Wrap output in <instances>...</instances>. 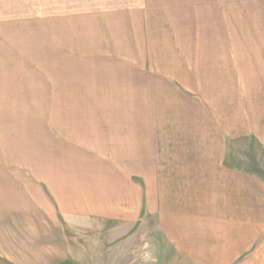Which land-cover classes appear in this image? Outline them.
<instances>
[{
  "label": "rangeland",
  "instance_id": "1",
  "mask_svg": "<svg viewBox=\"0 0 264 264\" xmlns=\"http://www.w3.org/2000/svg\"><path fill=\"white\" fill-rule=\"evenodd\" d=\"M258 129L264 0H0V204L33 205L22 228L43 261L214 264L167 254L156 185L184 164L264 175ZM96 188L131 214L98 208ZM73 199L84 209H62Z\"/></svg>",
  "mask_w": 264,
  "mask_h": 264
},
{
  "label": "crops",
  "instance_id": "2",
  "mask_svg": "<svg viewBox=\"0 0 264 264\" xmlns=\"http://www.w3.org/2000/svg\"><path fill=\"white\" fill-rule=\"evenodd\" d=\"M254 133L264 145V129H258ZM223 164L232 170L227 171ZM223 164V168L206 170L205 176L201 175V171L195 172L189 164L182 165L183 168H171L168 171V176L172 177L168 181L169 185H165V180L159 186L156 185V193L159 190L161 195L160 198L156 196V204L159 206L166 203V208L159 210L158 217L164 233L159 241L167 243V254L185 250L188 257L210 259L214 264H234L241 257L249 259L243 263L237 262L238 264H257L258 258L264 259V245L260 253L257 250L251 251L260 228L257 226L260 217L256 203L258 198L264 201V175L253 170L242 173L233 164L225 161ZM234 170L237 173L236 182L228 179V176H234ZM98 189L94 193L96 202H102L98 208L103 205L105 212L113 209L122 210L127 216L131 214L128 197H120L115 201L116 206H109L111 201L108 197L105 196L103 200L106 192L101 193ZM126 191L125 188L122 189V194ZM109 192L112 194L111 189ZM42 204L48 218L50 215L54 217L53 214L57 216L61 210L48 201H43ZM60 206L62 209H84H80L74 199L69 204L62 202ZM32 207L31 203L26 202L0 204V264H65L64 259L51 263L43 261L48 245L43 249L42 245L37 247L30 244L34 239L30 233H26L25 227L22 228V223L25 225L32 220L29 216ZM44 217L45 214L40 218ZM46 234L44 233L45 242L48 241ZM42 238L38 237L36 241L42 244ZM213 241L219 243L217 247L213 245ZM56 248L59 250L58 246ZM37 251H40L39 254ZM165 255L166 252L161 254L163 257ZM31 258L38 261H31Z\"/></svg>",
  "mask_w": 264,
  "mask_h": 264
}]
</instances>
